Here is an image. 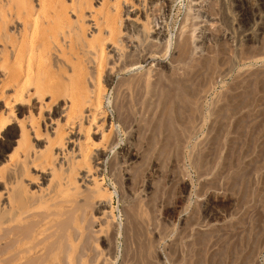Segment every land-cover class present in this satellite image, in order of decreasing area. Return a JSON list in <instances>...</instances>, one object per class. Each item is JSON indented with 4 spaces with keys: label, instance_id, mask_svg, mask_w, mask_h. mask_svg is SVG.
<instances>
[{
    "label": "rangeland",
    "instance_id": "374dc122",
    "mask_svg": "<svg viewBox=\"0 0 264 264\" xmlns=\"http://www.w3.org/2000/svg\"><path fill=\"white\" fill-rule=\"evenodd\" d=\"M30 1L37 7V0ZM87 1L91 2L89 9L86 8L89 11L85 9L79 17L70 7L71 0H63L68 4L67 16L73 25H70L71 39L67 38V43L61 41L59 48L51 49L55 54L48 55L45 61L47 80L50 84L53 81V86H49L52 93L55 90L56 97L48 92L40 101L42 107L32 108L27 104L29 108L23 106V115H18L23 119L29 113L28 120H23L25 123L32 120L34 129L29 130L31 135L28 134L14 158L24 169L25 182L22 180L23 185L20 182L11 187L13 192L19 191L18 194L23 196V203L30 202L27 204L29 211H26L27 205L23 210L35 215L22 223L29 226L27 233L30 234L26 238L32 237L31 233L38 234L32 241L27 238L29 242L26 243L36 242L38 246V238L40 245L26 257L23 255V259L20 257L11 262L8 259L14 250H7L5 254L1 253L5 257L0 254V264L8 261L9 264H264V21L253 26L255 36L250 40L246 38L244 28L251 22H245L240 11L247 0H123L117 13L118 35L107 41L105 72L102 69L100 75L91 62H86L82 51L85 39L99 29L95 24L97 16V20H102L96 21L101 23L105 10L115 9L117 0ZM261 2L264 6V0ZM0 10L4 11L5 7L2 5ZM92 10L94 12H90ZM97 10L100 17L95 13ZM17 21L13 17L2 36L14 35L12 29L21 27V22ZM152 29L159 34L156 36ZM69 40L74 43L72 51ZM146 50V56H141ZM183 50L185 54L180 56ZM74 52H78L76 54L84 62L85 75H89L85 77V89L93 90L90 84L95 85L98 79L104 84L102 108L106 117L102 127L90 136L95 144V149L89 153L91 163L81 161L80 165L71 168L69 162L75 160L73 157L81 160L77 141H72L74 146L67 139L64 140L66 144L57 141L51 144V141L62 131L65 104L67 106L73 98L70 64L66 57L75 62L77 55ZM57 58L63 59V66L59 59L58 66L55 65ZM135 60L139 62L135 63ZM106 69L110 70L107 72ZM85 114L83 112L78 126V136L82 140L87 125ZM18 133L14 126L7 130L6 139L15 142ZM101 134H104L102 138ZM78 136L76 134V139ZM6 139L3 140L4 148L8 143ZM59 148L69 150V156L75 153L67 158V168L64 163L61 170L58 164L63 159L59 157L61 155L53 154ZM10 151L11 147L6 154ZM26 152H31L29 158L46 168L47 182L40 183V167L34 166L35 163L25 164L21 155ZM1 162L2 159L0 165ZM1 166L0 192L8 170L6 165ZM73 167L79 168L78 171L72 172ZM32 169L38 175L33 174ZM79 170L82 175H88L85 176L89 178L88 188L87 179L85 183L79 178L82 177ZM95 180L105 189H99ZM38 187L50 191L52 200L41 204L30 198L29 192ZM95 188L99 192H93ZM53 209L58 217L53 215ZM60 209L64 210V215ZM36 214L41 218L38 219ZM46 214L50 216L46 217ZM44 221L47 222L42 226ZM36 224L41 226L37 228L39 225L36 227ZM42 229L49 232L44 236ZM54 242H61L58 243L61 247L55 244L56 248H53ZM55 250L58 251L56 254Z\"/></svg>",
    "mask_w": 264,
    "mask_h": 264
},
{
    "label": "bare ground",
    "instance_id": "6f19581e",
    "mask_svg": "<svg viewBox=\"0 0 264 264\" xmlns=\"http://www.w3.org/2000/svg\"><path fill=\"white\" fill-rule=\"evenodd\" d=\"M3 1V0H2ZM0 1V7H2V5L5 7V10L0 12V46H1V49H0V158L3 160V162H1V165H6L7 166V174L5 175V182L3 184V190L2 192H0V254L4 252V254L6 253L5 251L9 250L13 252L14 250V253H12L9 257V261L11 262L12 259H16V258H20L23 259V255H25V257L27 256V254H30L31 253V250H36V248L40 245V242H38V238H37V243H39V245L37 246L36 242L34 243H26V242H29V241H26L27 238H31L29 240L32 241V239L34 240V238H36L35 236H37L38 234L35 235V233H33L34 235H32L31 233V236L34 237H27V234H30V233H27L28 231V227L26 225L27 223V219L28 218H32L34 217L33 216V213H30V212H26V211H29L28 209H30V206L27 205L29 203H26L25 202L23 203V196H21L19 193V189H21V187L23 188V186H21L19 189H17L18 193L16 192H13L12 191V185L13 184H17L23 180V174L24 172H22V170L24 171L23 168H21V165H19L20 163H16L14 161V158L15 156L20 152L19 148H21L20 146H22V143L26 141L27 139V136L28 134L31 135V133H29V130L32 131V128L34 129L33 125L31 124H34V123H31L30 120L29 122V125L27 123H25V119L26 118L28 120L27 117H29V113L27 114V117H23L20 118L18 117V115H23V106L27 105V104H31L32 105V108L34 107H37V108H40L42 107V105L40 104V101H42L41 99L44 97V95L46 96V93L50 92L49 94L52 96H55L53 93L55 92V90L51 91V86H49L50 82L49 80H47V75H46V60H47V57H49L48 55H54L50 50L51 49H56V48H59L60 46V42L63 41V42H66L67 38L69 39L71 37V35L69 34L71 31H70V25L72 24L70 22V20L68 19V16H67V11L66 8L68 7L64 2L63 0H37V7H34L33 5H35V3H31L30 0H4V3ZM70 1V0H69ZM92 1V0H91ZM101 1V0H100ZM116 1V0H114ZM120 1H123V0H117L115 2V9L114 7L112 9H106L105 12H104V17H103V21L101 23H98L97 21L101 18H96L95 20V24H97L99 26V29L96 30V33L94 32V34H89L91 36H89V38L87 36H85V38L87 37L88 39H85V48L83 49L82 53L85 54L87 60L86 62H91L93 66V69H95V71H97L98 73H100V71L103 69L104 67V60L105 58L107 57L105 54V49L108 48L107 47V41L108 40H112L114 38H116V36L118 35V27H117V20L119 19V17L117 18V13L120 11L119 10V5L120 4ZM125 1V0H124ZM96 2V1H95ZM128 2V1H127ZM91 2L89 1H83V0H71V9L79 15L82 14V12L88 8L90 5ZM96 3L99 4V2L97 1ZM33 4V5H32ZM93 4V2H92ZM97 4V6H99ZM106 4V3H104ZM104 4H101V5H104ZM126 4V3H125ZM246 4V5H245ZM244 5L245 6H242L241 7V16L243 18H245V22L246 21H250L251 24L247 25L246 28H244V34L246 35V38L248 39H254V36H255V33L253 32L252 28L253 26L255 25H260L263 23L264 21V6H263V3L261 2V0H247V3H245ZM95 5V4H93ZM92 5V6H93ZM123 5V4H122ZM36 6V5H35ZM114 6V5H112ZM103 7V6H102ZM91 8V7H90ZM101 8V7H100ZM106 8V7H105ZM69 9V8H68ZM89 9V8H88ZM95 9V8H94ZM2 10V9H1ZM0 10V11H1ZM87 10V9H86ZM89 11V10H87ZM73 12V13H74ZM90 12H94L93 10L90 11ZM101 11H99L100 13ZM69 13V12H68ZM96 14H98V10L97 12L95 11ZM128 13V12H127ZM84 14V13H83ZM91 14V13H90ZM90 14H88L87 16H89ZM70 15V14H69ZM99 15V14H98ZM72 16V13L71 15ZM73 16H76L75 14H73ZM76 17L77 19L79 17ZM91 16V15H90ZM101 15H99L100 17ZM13 17H16V19L18 20L17 22H21V30L20 28H16L15 30L12 29L14 31V35H8L5 37V36H2V34H5V33H2L6 27H7V24L10 22V20L13 18ZM84 17V16H82ZM73 18V17H72ZM85 18V17H84ZM87 18V17H86ZM75 19V17L73 18ZM71 19V20H73ZM81 19V18H80ZM84 20V19H83ZM82 20V21H83ZM102 20V19H101ZM16 21V20H15ZM14 21V23H15ZM92 21V20H90ZM76 22V21H75ZM77 23V22H76ZM91 23V22H90ZM92 23H94L92 21ZM121 23V22H120ZM11 26L12 25V22L10 23ZM17 24V23H16ZM87 24V23H85ZM119 24V23H118ZM15 25V24H14ZM75 25V23H74ZM79 25V24H78ZM93 25V24H92ZM91 25V26H92ZM10 26V27H11ZM73 26V25H71ZM76 26V25H75ZM15 27V26H13ZM87 27V26H86ZM94 27V25H93ZM254 27V28H255ZM9 28V27H8ZM73 28V27H72ZM92 28V27H91ZM253 28V29H254ZM83 29V28H82ZM147 29V28H146ZM151 29V28H150ZM79 32V29H77ZM85 30V29H84ZM149 30V29H147ZM153 30V29H152ZM257 30V29H256ZM255 30V31H256ZM11 32V30H9ZM83 31V30H81ZM80 31V32H81ZM87 31V30H86ZM258 31V30H257ZM153 32L156 36L159 34L158 31H151ZM17 33V34H16ZM83 33V32H82ZM76 34V32L74 33ZM84 34V33H83ZM85 34H87L85 32ZM137 34V33H136ZM17 35V36H16ZM84 36V35H83ZM82 36V37H83ZM7 38V39H6ZM74 38V36H73ZM71 39V38H70ZM118 40V39H115V41ZM120 40V39H119ZM128 40V39H127ZM71 42L68 46L70 47V50L72 51L73 48H74V43L73 41H70ZM82 42V39L81 41ZM79 42V43H80ZM109 42V41H108ZM122 42V41H121ZM67 43V42H66ZM65 43V44H66ZM78 43V42H77ZM112 42L110 41V44ZM115 43V42H114ZM125 44V43H124ZM79 45V44H78ZM81 45V44H80ZM83 45V44H82ZM121 45V44H120ZM126 45V44H125ZM183 45H185V43H183ZM64 46V44H63ZM113 46V45H112ZM67 47V46H66ZM127 47V46H126ZM129 47V45H128ZM185 47V46H184ZM76 48V46H75ZM82 48V47H81ZM183 48V46H182ZM110 49V48H109ZM59 50V49H58ZM78 50V49H77ZM76 50V51H77ZM145 50V49H144ZM150 50V49H148ZM109 51V50H108ZM167 51V50H166ZM61 52V51H60ZM80 52V51H79ZM144 55H141V56H146V53H147V50L144 51ZM149 52V51H148ZM152 53V51H150ZM149 52V53H150ZM68 53V52H67ZM75 53V52H74ZM72 53V54H74ZM78 54V52H76ZM75 53V55H77ZM80 52V54H82ZM65 54V52L63 53ZM62 54V55H63ZM71 54V53H70ZM185 54V50L182 51L181 55H184ZM130 55V53L128 54ZM165 55V54H164ZM57 56V55H56ZM60 56V55H59ZM70 56V55H69ZM83 56V55H81ZM127 56V55H126ZM139 56V55H138ZM140 56V57H141ZM109 57V56H108ZM113 57V55L111 56ZM125 57V56H124ZM124 57L122 60H124ZM130 57V56H129ZM136 57V56H135ZM51 58V57H50ZM151 58V57H149ZM148 58V59H149ZM153 58V57H152ZM52 59H53V56H52ZM56 59V58H55ZM53 59V60H55ZM58 59H59V62L61 64V62L63 61H60V58H57V61H56V64L58 62ZM67 59V62H69L70 64V70H71V74H70V86L72 88V92H73V98L72 100L70 99L69 101V104L66 106L65 104V108H64V111L66 112V114L63 115L64 117V121H62L64 124L62 126V131L61 132H57L58 136L56 137V140L54 141H51V144L54 143V142H58L59 144H64L65 142H69V144H73L72 141H77L76 144L78 143L79 145V148H78V153L79 154V158H81V160H76V158L73 157V159L75 160H70V162L68 161V157H71L73 156L75 153L74 150L78 147L73 149V152H71L70 150V153H73L70 154L71 156L68 155V152L69 150H63L59 148V151H55L53 154L56 156V155H61L59 157H62L63 161L60 160V170H61V167L64 165H66V163L68 164H71V168L73 165H80L81 161H83V163H87L88 161V158L90 157L89 156V153L91 151V149H95L94 146V141H92V137L90 138V136L96 132L97 128L99 126L102 125V121H104V116L106 115L105 111H103L104 109L102 108V98H103V92L105 91L104 88H103V85L100 81V79L96 80L95 82V85L94 83H91L89 81V83H91L90 85H93V90L91 91H88L85 89V77H88L85 75V66H83L84 62L82 60L79 59L78 55L75 56V62L72 61V59H70L69 57H66ZM128 59V58H127ZM130 59V58H129ZM132 59V57H131ZM137 59V57H136ZM144 59V58H143ZM147 59V58H145ZM48 60H51V59H48ZM121 60V61H122ZM126 60V59H125ZM138 60V59H137ZM142 61V59H139V61ZM85 61V60H84ZM114 61V60H113ZM112 63H115L113 62ZM134 61V60H133ZM138 61V62H139ZM52 62V60H51ZM83 62V63H82ZM111 62V61H110ZM129 62V61H128ZM132 62V60H131ZM137 61L135 60V63ZM137 62V63H138ZM50 63L47 61V64ZM55 63V62H54ZM107 63H108V60H107ZM124 63V62H123ZM126 63V62H125ZM130 63V62H129ZM52 63H50L49 66H51ZM63 64V63H62ZM61 64V65H62ZM65 66L67 63H64ZM127 64V63H126ZM134 64V63H133ZM63 66V65H62ZM48 67V66H47ZM67 67H68V64H67ZM90 68V66H87ZM106 67V66H105ZM51 68H53L51 66ZM50 68V69H51ZM62 68V67H61ZM68 68V69H69ZM111 68V67H110ZM58 69V67L56 68ZM87 69V68H86ZM113 70V68H111ZM49 70V69H48ZM67 70V69H66ZM91 70V69H90ZM107 70V69H106ZM110 69L107 70V72L109 71ZM93 71V70H92ZM104 71V69H103ZM116 71V70H115ZM105 72V71H104ZM103 72V73H104ZM51 73V72H50ZM55 73V72H54ZM88 73H91L90 71ZM112 73V72H111ZM110 74V73H109ZM55 75V74H54ZM101 75V73H100ZM106 75V74H105ZM112 75V74H111ZM64 76H67L64 75ZM63 76V77H64ZM94 76V75H93ZM92 76V77H93ZM97 77V76H96ZM101 77V76H100ZM111 77V76H109ZM108 77V78H109ZM51 78V77H50ZM66 78V77H64ZM90 78V77H89ZM52 79V78H51ZM55 79V78H54ZM53 79V80H54ZM67 79V78H66ZM97 79V78H96ZM68 80V79H67ZM90 80V79H89ZM94 80V79H92ZM87 81V80H86ZM95 81V80H94ZM49 82V83H48ZM103 82V81H102ZM53 81L51 82L50 85H52ZM54 84V83H53ZM56 85H57V81H56ZM55 85V86H56ZM59 85V84H58ZM88 85V84H87ZM89 85V86H90ZM53 86V85H52ZM106 86V85H105ZM57 87V86H56ZM60 87V86H59ZM58 87V88H59ZM62 87V86H61ZM60 87V88H61ZM92 87V86H91ZM54 88V87H52ZM57 89V88H56ZM92 89V88H91ZM63 90V89H62ZM177 90V89H176ZM63 92V91H62ZM58 93V92H57ZM55 93V94H57ZM48 94V95H49ZM72 95V94H70ZM68 96V95H67ZM56 97V96H55ZM51 98V97H50ZM50 98L48 99V102L50 100ZM54 98V97H53ZM52 99V98H51ZM45 100L43 99V102ZM56 101V98L55 100ZM58 101V100H57ZM167 101V100H166ZM65 102V100H64ZM45 104V103H44ZM49 103H47L48 105ZM53 104V103H52ZM64 106V105H63ZM28 107V105H27ZM26 107V108H27ZM29 108V107H28ZM27 108V110H28ZM31 108V109H32ZM30 110V109H29ZM34 110V109H33ZM42 110V109H41ZM56 110V109H55ZM54 110V111H55ZM29 112V111H28ZM34 112V111H33ZM31 112V114L33 113ZM62 112V111H61ZM64 112V113H65ZM83 112H85L86 114L84 115L85 117V121H87V124L85 126V128L83 129L84 131V134L81 135L83 136V140L80 138V136H78V130H80V127L79 126V121L82 119V115H83ZM39 113V112H38ZM37 113V114H38ZM30 114V119H32V115ZM26 115V114H24ZM36 116V115H35ZM39 116V115H38ZM37 116V117H38ZM60 116L61 113H60ZM40 117V116H39ZM62 117V118H63ZM106 117V116H105ZM20 118V119H19ZM60 118V117H59ZM38 119V118H37ZM36 119V120H37ZM26 120V121H27ZM63 120V119H62ZM61 121V120H60ZM101 121V122H99ZM38 123V122H37ZM55 124V123H54ZM17 127V132L19 130V133L16 135L18 137L17 140L15 139V142L14 140L10 139H6L7 135H6V132L7 130L11 129L12 127ZM29 126V127H28ZM37 126H35L36 128ZM102 127V126H101ZM39 128V127H38ZM55 128V127H54ZM79 128V129H78ZM95 128V130H93ZM100 129V128H99ZM98 129V130H99ZM37 130V128H36ZM93 130V131H91ZM101 130V129H100ZM103 130V129H102ZM16 131V130H15ZM36 132V131H35ZM55 132V131H54ZM53 132V134H54ZM105 132V129L103 131V133ZM49 133H50V130H49ZM109 133V132H108ZM71 134L70 136L68 137H65L67 135ZM73 134V135H72ZM76 134L78 136V138L76 139ZM33 135H34V132H33ZM32 135V136H33ZM36 135V134H35ZM50 135V134H49ZM94 135V134H93ZM38 136V135H37ZM53 136V135H52ZM101 138L102 136H104V134H101L100 135ZM46 137V136H45ZM72 137H75V139H73ZM15 138V137H13ZM94 138V137H93ZM96 138V137H95ZM104 138V137H103ZM8 141V143L6 144V147L4 148V142L3 140ZM30 139H31V136H30ZM34 139V138H33ZM35 139L38 140L35 136ZM64 142V140H66ZM41 140V139H40ZM39 140V141H40ZM82 140V141H81ZM95 140V139H94ZM102 139H99V141L101 142ZM81 141V142H80ZM97 141V140H96ZM36 142V141H35ZM38 142V141H37ZM36 142V143H37ZM48 142V141H47ZM46 140H45V144L47 143ZM103 142V140H102ZM12 143H14L13 145H16L15 147L12 146ZM75 143V142H74ZM27 144V143H26ZM35 144V143H34ZM48 144V143H47ZM66 144V143H65ZM98 144V143H97ZM36 145V144H35ZM38 147V145H36ZM64 146V145H62ZM74 146V144H73ZM107 146V145H106ZM12 149V152L10 151L9 154H6L8 148ZM35 147V146H34ZM45 146L42 145V148H44ZM60 147V146H59ZM65 147V146H64ZM62 147V148H64ZM67 147V146H66ZM70 147V146H69ZM72 147V145H71ZM93 147V148H91ZM97 147V145H96ZM101 147V146H100ZM36 148V147H35ZM58 148V147H57ZM74 148V147H73ZM103 148V147H101ZM37 149V148H36ZM39 149V148H38ZM41 149V148H40ZM66 149V148H64ZM72 149V148H70ZM98 149V148H96ZM44 150V149H43ZM54 150H55V147H54ZM27 151V150H26ZM33 151V148L32 150ZM39 151V150H38ZM37 151V152H38ZM53 151V150H52ZM9 152V151H8ZM28 152V151H27ZM26 152V154H23L21 156H24V159L23 161L26 160L27 163H25L26 165H30V164H34V159H30L29 158V155L31 156V152L30 154H28ZM36 152V151H35ZM36 152V153H37ZM42 152V151H41ZM77 152V151H76ZM33 153V152H32ZM39 153V152H38ZM41 154V153H40ZM52 154V156H53ZM33 155V154H32ZM41 155H39L40 157ZM93 156V155H92ZM97 156L99 157V154L97 153ZM38 157V156H37ZM57 157V156H56ZM94 157V156H93ZM101 157V156H100ZM41 158V157H40ZM91 158V157H90ZM96 158V157H95ZM94 158V159H95ZM0 159V161H1ZM55 159V158H54ZM78 159V158H77ZM93 159V158H92ZM35 160H36V156H35ZM38 160V159H37ZM40 160V159H39ZM67 160V161H66ZM99 160V159H98ZM22 161V160H21ZM19 161V162H21ZM22 161V162H23ZM92 161V160H91ZM94 162H96V160H93ZM21 162V164H22ZM57 162H59L57 160ZM3 163V164H2ZM53 163V161H52ZM55 163V161H54ZM88 163H91L90 160L88 161ZM99 163V162H98ZM0 165V166H1ZM56 165V164H55ZM64 165V166H65ZM91 165V164H90ZM93 165V164H92ZM91 165V166H92ZM98 165V164H97ZM34 166H37V167H40L39 169V177H40V180H41V184H43L45 181H46V176H45V172L44 170L46 171V168L39 165V164H34ZM85 166V165H84ZM83 166V167H84ZM2 167V166H1ZM27 167V166H26ZM25 167V168H26ZM58 167V166H57ZM70 167V166H69ZM3 168V167H2ZM31 168V167H30ZM48 168V167H47ZM51 168V167H50ZM49 168V169H50ZM56 168V166H55ZM67 168V165L66 167ZM93 168V167H92ZM91 168V169H92ZM96 168V167H95ZM94 168V169H95ZM34 170H36V167L34 168ZM32 169V170H33ZM48 169V170H49ZM53 171V168H51ZM64 169V167H63ZM62 169V170H63ZM75 169L77 168H74L71 169L72 172L75 171ZM79 169V168H78ZM77 169V171H78ZM85 169V168H84ZM98 170V168H96ZM31 170V169H30ZM33 172V174H37L36 172ZM59 170V171H60ZM69 170V169H67ZM66 170V171H67ZM70 170V172H71ZM83 170V169H82ZM38 171V170H37ZM76 171V172H77ZM84 171V170H83ZM86 171V169H85ZM47 172H50V171H47ZM64 172V171H63ZM62 172V173H63ZM69 172V173H70ZM80 172V170H79ZM94 172V171H93ZM53 173V172H51ZM81 175H82V172H80ZM90 174V172L86 171V174ZM96 173V172H94ZM93 173V174H94ZM88 174V175H89ZM64 175V174H63ZM80 175V174H79ZM87 175V176H88ZM52 176V174H51ZM66 176H67V173H66ZM86 175H82V177L79 176V178L84 182L85 180L87 181V184H86V187L88 188V179L91 178L90 180H93L92 177H90L89 175V178H86L85 177ZM92 176V175H91ZM96 176V175H94ZM48 177V176H47ZM50 177V176H49ZM49 177L47 179H49ZM60 177V176H59ZM65 177V176H63ZM55 178V177H54ZM3 179V178H2ZM26 179V178H25ZM24 179V180H25ZM35 179V178H34ZM63 179V178H62ZM65 179V178H64ZM75 179V178H74ZM97 179V178H96ZM23 180V181H24ZM52 179L50 178V181ZM54 180V179H53ZM77 180V178H76ZM89 180V181H90ZM101 180V179H100ZM34 181V180H33ZM32 183H35L33 182ZM37 181V182H38ZM48 181V180H47ZM46 181V182H47ZM69 181V180H68ZM99 181V179H98ZM1 177H0V183H1ZM25 182V181H24ZM28 182V181H27ZM26 182V184H28ZM92 182V181H91ZM29 185L31 186V181H29ZM39 183V185H40ZM52 183V182H51ZM57 183V182H54V184ZM62 183H64L62 181ZM67 183V181L65 182ZM80 183V182H79ZM83 183V182H82ZM86 183V182H85ZM93 183V182H92ZM92 183H89V184H92ZM21 184L23 185V183L21 182ZM25 184V185H26ZM68 186H69V183H67ZM67 184H64L67 185ZM95 184L96 186L102 190V188L104 187H99V184L96 183V180H95ZM48 185V184H47ZM58 185V183H57ZM83 185V184H81ZM17 186V185H16ZM28 186L27 188L30 189ZM54 186V185H53ZM52 186V188H53ZM14 187V186H13ZM56 187V186H54ZM63 187V186H62ZM26 188V189H27ZM32 188V187H31ZM66 188V187H65ZM64 188V189H65ZM70 188V187H69ZM90 188V186H89ZM15 189V188H14ZM24 189V188H23ZM72 189H75V187H72ZM70 189V190H72ZM93 189V187H92ZM98 189V190H99ZM105 189V188H104ZM90 190V189H88ZM1 191V190H0ZM30 191V190H29ZM77 191V189H76ZM84 191V190H83ZM97 191V188H95V191L93 192H96ZM81 191H79L78 193H80ZM91 191V193H93ZM99 192V191H97ZM108 192V191H107ZM30 194L28 195L30 198H34V199H37L41 204L42 202H46L47 200H50L52 198V196H50V191L48 192H45V191H42V189L40 187H38V189H32V191L29 192ZM54 193V192H53ZM90 193V191H89ZM94 194V193H93ZM101 194V192H100ZM26 195V193H25ZM95 196V195H93ZM92 196V197H93ZM99 196V195H98ZM27 197V195H26ZM24 196V198H26ZM28 198V197H27ZM60 198V197H59ZM94 198V197H93ZM97 198V197H95ZM29 199V198H28ZM27 199V200H28ZM26 200V199H25ZM52 200V199H51ZM50 200V201H51ZM57 200V199H56ZM62 200V199H61ZM68 200V199H67ZM66 200V201H67ZM33 203L34 200H32ZM31 201V203H32ZM63 201V200H62ZM70 201V200H69ZM74 201V200H73ZM75 202V201H74ZM59 203H62V202H59ZM53 204V203H52ZM68 204V203H67ZM27 205V207L29 208H26L27 210L24 211L23 210V207ZM31 205V204H30ZM40 204L38 203L37 206H39ZM69 205V204H68ZM67 205V206H68ZM33 206V205H32ZM36 206V204H34V207L32 209H34ZM64 206L66 207V205L64 204ZM64 207V208H65ZM44 208H47V207H44ZM25 209V208H24ZM49 209V208H48ZM47 209V210H48ZM51 209V208H50ZM56 209V208H54ZM53 209V211H54ZM58 209V207H57ZM35 211V210H34ZM33 211V212H34ZM52 211V212H53ZM61 211V209H60ZM40 212V211H39ZM46 211H44L43 213H45ZM50 212V210H49ZM51 212V213H52ZM62 212V211H61ZM64 212V210H63ZM62 212L61 215H64ZM67 212V211H66ZM71 212V210H70ZM42 213V215H43ZM57 212L54 211V214L53 215H56ZM65 213V212H64ZM38 214V213H37ZM36 214V215H37ZM66 215V214H65ZM46 217H49L50 215L46 214L45 215ZM55 216V217H56ZM59 216V214H58ZM57 216V217H58ZM38 219L41 218L37 215ZM45 217V218H46ZM51 217H52V214H51ZM53 216V218H55ZM35 218V217H34ZM37 219V218H36ZM49 219V218H48ZM59 219V218H58ZM31 220V219H30ZM47 220V219H45ZM50 220V219H49ZM55 220V219H53ZM52 220V221H53ZM26 223L24 225H22L23 222ZM39 221V220H38ZM43 221V220H42ZM51 221V222H52ZM64 221V220H63ZM31 222V221H30ZM28 222V224L30 223ZM47 221H44V222H41V225L43 226L42 223H45ZM55 222V221H54ZM32 223V222H31ZM57 223V222H56ZM67 223V222H66ZM34 225V224H33ZM37 225H39L37 227ZM40 224H36V227L39 228L41 226ZM5 226V228H4ZM58 226V225H57ZM62 226V225H61ZM31 228H33L32 226H30ZM49 227V226H48ZM63 227H64V224H63ZM51 228V227H50ZM49 228V229H50ZM30 229V228H29ZM36 229V228H35ZM45 229V227H44ZM44 229L43 230V234L45 236V234H47V232H49L48 230L44 232ZM48 229V228H47ZM58 232L59 230V227L55 228ZM62 228L60 227V230ZM33 230V229H31ZM36 231V230H35ZM41 231V230H40ZM63 231V229H62ZM56 232V233H57ZM52 233V232H50ZM42 234V233H41ZM39 234V235H41ZM42 234V236H43ZM49 234V233H48ZM54 235V234H53ZM52 235V236H53ZM55 236V235H54ZM51 237V235H49V238ZM26 238V239H25ZM45 238V237H44ZM47 238V237H46ZM56 238V237H55ZM41 239V237H40ZM39 239V240H40ZM48 239V238H47ZM52 239V238H51ZM56 239H59V238H56ZM61 239V238H60ZM25 240V241H24ZM45 242V239L42 240ZM59 241V240H58ZM53 243V242H52ZM59 243V242H58ZM58 243H55L54 242V246L53 248H56V245H58ZM61 243V242H60ZM59 243V244H60ZM44 245V243L42 242L41 245ZM56 244V245H55ZM42 245V247H43ZM52 245V246H53ZM59 247H61L60 245H58ZM36 247V248H35ZM52 248V249H53ZM39 250L41 249L38 248ZM51 249V248H50ZM38 250V251H39ZM51 251V250H49ZM30 252V253H29ZM53 252V251H52ZM58 251L55 250V254L57 253ZM32 253L35 254V252L33 251ZM4 254H1V256L3 255L5 257ZM37 254V253H36ZM43 254V253H42ZM33 255V254H32ZM0 256V257H1ZM53 256V255H52ZM2 260V259H1ZM3 261V260H2ZM5 261V260H4ZM9 261L6 263V264H9ZM13 261V260H12ZM17 261V260H15ZM38 261V260H37ZM6 262V261H5Z\"/></svg>",
    "mask_w": 264,
    "mask_h": 264
}]
</instances>
